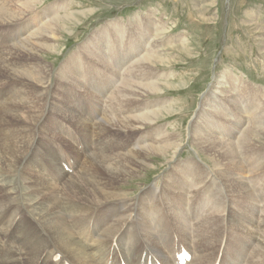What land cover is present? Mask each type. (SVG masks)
<instances>
[{"label": "bare ground", "instance_id": "bare-ground-1", "mask_svg": "<svg viewBox=\"0 0 264 264\" xmlns=\"http://www.w3.org/2000/svg\"><path fill=\"white\" fill-rule=\"evenodd\" d=\"M11 1L4 6L0 3V82H3L0 85V264H157L158 256L163 264H175L163 250L168 246L166 238L175 236L176 229L180 231L178 237L193 251L190 264H218L219 255L217 258L216 255L219 252L221 258L224 254L227 231L221 223L227 216L226 203L234 197L242 198L243 205L258 213L255 217L258 226H251L256 237L240 238L248 228L233 237L238 241L233 240L230 249L239 264L245 263L247 252L249 264H264V148L251 147H257L256 142H264L261 87L240 77L226 78L225 82L217 80L219 86L215 90L221 95L220 99L227 100L236 118L228 120L239 125L236 128L230 122L233 127V133H230L236 134L237 140L245 136L239 142L242 157H238L231 141L223 139L220 131L218 135L217 130L212 129L220 121L227 120L222 118L224 110L220 107L217 106V112L211 114L215 122H209L206 119L208 114L201 111V123L194 129L195 146H200L198 151L208 155V161L214 163L234 160L246 166L253 178L251 186L246 183L247 177L240 179L233 172L227 173V177L195 170L189 177L192 161L187 160V164L178 170L180 178L165 181L167 188L160 191L161 198L157 189L152 188V199L145 200L143 196L136 201L137 205H132L118 190L119 180L123 183L125 177L135 176L152 154L169 156V162L174 163V154L181 147L171 130L164 131L153 122H150L153 125L150 138L136 135L148 121H153L151 113L159 106L154 103L149 110L141 101L163 90L162 76L154 69L164 61V56L160 55L163 51L159 50L163 40L159 35L167 30L165 22L150 11L143 22L138 19L129 24L130 27L117 21L91 33L85 41L90 43L84 49L91 58L83 61L68 56L60 73L66 72L71 77L72 72L80 71L78 82L83 81L85 86L92 82L91 87L100 93L106 87L112 90L101 95L104 100H95L87 108L80 102L71 105L64 101L56 109L49 104L47 110L45 91L50 88L52 74L48 71L32 74L24 64L28 58L35 59L44 52L45 42L53 41L63 32L71 18L66 11L70 7L67 4L49 12L40 26L31 31L29 27H17L18 21L37 12L41 0H26L18 5V16L9 13ZM216 3L218 0H210L198 6L197 14L202 21H215L208 14ZM252 11H257L258 18L263 16V12ZM28 32L30 35L24 38ZM174 43L172 48L188 53L186 39L178 38ZM238 44L243 46L240 42ZM98 64L104 65L103 70ZM108 69L112 75L105 72L94 76L96 72ZM98 77L105 78L106 87ZM226 82L233 93L224 88ZM10 83L19 85L13 89L12 95L1 90ZM64 83L71 87L67 79ZM54 112L59 114L60 121L67 122L74 133L84 139V149L92 151L89 156L81 157L84 167L73 171L75 178L70 173L73 166L63 161L66 159L63 148L69 147L67 140L56 137L60 140L58 145L48 147L38 133L44 115ZM44 120L43 129L47 119ZM206 123L209 132L203 128ZM59 130L57 128L56 132ZM56 132L53 134L57 136ZM95 137L99 142L92 144ZM85 138L90 142L87 143ZM250 139H253L251 144ZM69 151L74 156V149ZM35 153L42 154L44 160L46 158L49 170L60 180L59 183L37 173L34 167L28 172L24 170ZM69 167L71 170L67 172ZM208 181L227 190L224 209H220L215 195L211 194L214 187L208 185ZM254 185L256 190H253ZM161 200L163 204L159 202ZM88 207H94L91 209L99 211L101 216L94 223L88 222L87 216L92 212ZM107 207L112 209V214H100ZM193 208L192 213H188ZM259 234L262 235L258 237ZM9 240H14L12 245Z\"/></svg>", "mask_w": 264, "mask_h": 264}, {"label": "rangeland", "instance_id": "rangeland-1", "mask_svg": "<svg viewBox=\"0 0 264 264\" xmlns=\"http://www.w3.org/2000/svg\"><path fill=\"white\" fill-rule=\"evenodd\" d=\"M9 1L10 0H0V3L2 2V6H4ZM25 1L26 0H12L9 13L11 12L15 16H18L17 6ZM208 1L210 0H41L40 11L34 12V14L27 17L24 21H18L17 27H29L31 31H33L40 26L45 16L50 15L49 12L60 9L67 4L70 7L69 10H66L71 16L68 24L65 25L67 29L64 28L63 32L57 34L53 41L45 42L44 52L36 55L35 59L28 58L24 64L25 68L29 69L32 74L37 75L38 72L42 71H48L52 74L50 88H47L45 91L47 92L46 96L48 99L47 110L49 104L56 109L59 104L65 103L64 101L69 102L71 105L80 102L87 108L95 100L99 102L104 100L105 97L101 95L104 92L107 93L112 90L106 87L107 83L104 81V77L97 78L103 81L102 84L106 87V90L100 93L91 87L92 82L90 83L91 85L85 86L83 81H77L78 77L81 76L80 71L72 72L73 74H71V77L68 76L66 72H63L64 74L60 73L62 66L67 62L70 56L83 61H87L91 58L86 55L84 51L85 47L90 43L89 41L87 43L85 41L91 33L102 28L104 25L117 21L122 22L124 26L130 27L129 24L138 19L143 22L145 16L150 11L156 14L159 20L165 22L167 30L161 33V36L159 35L163 40L159 50L163 51L160 55L164 56V61L154 69L156 74L160 73L162 76L161 88L163 90L156 93V96H150L141 101V104H146L149 110L154 103L159 106L151 113L150 117L153 121H148V124L143 127V130L137 131L136 135H147V137L150 138L153 135L152 129H150L153 125L150 124V122H153L155 123L154 125L158 124V128H163L164 131L165 129L171 130L176 136V143L181 147L174 154L176 155L173 160L174 163L169 162V156L161 157L152 154L146 161L147 164L143 166L135 176L130 179L128 176L125 177L126 179L123 183L119 180L120 184H117L118 190L124 193L123 196L126 197L127 201L132 205H137L136 201H138L140 197L143 198V196L146 198L145 200L152 199L150 193L152 188L157 189L160 197V191L162 190L163 192L166 190L165 188H167V184L164 185L165 181H167V179L176 180V178H180L178 170L182 169V167L187 164V160L188 162L192 161L191 172L188 174L189 177L195 170L213 173L215 176H222L233 172L236 173L240 179L247 177L245 179L246 183L251 186V180L253 178L250 177V171L246 166L238 164L234 160L233 162H228V160L222 159L224 161L217 160L216 163L208 161L209 156L202 155V153L199 152L200 146H195L194 129L201 123V111L208 114L206 119L209 122H215L216 119L213 120L214 116L211 114L217 112V106L220 107V110H224V116L222 118L227 120L224 122L220 121V123L212 129H215L213 131L217 130L218 135L221 133L223 139H228L232 142L234 151L237 153L238 157L243 156V152L239 148V142L242 141L245 136L237 140V135L234 134L235 136H233L231 134L233 133L231 132L233 127L230 122H234L228 119L235 120V115L234 113L232 114L227 100L225 101L224 98H222L224 100L220 99L221 95H219V92L216 91L215 88L219 86L217 80L225 82L226 78L239 79L240 77L248 83H256L261 87L264 104V0H218V4L216 3L211 6L215 7L212 8V11L208 14V17L215 18L213 22L210 20L202 21L197 14L198 6L201 5L202 2L207 3ZM253 9L258 10V12H263V16L258 18L256 16L257 11H252ZM251 24L253 25L252 27ZM30 32L26 33L24 38L28 37ZM5 33L7 34L8 32ZM131 36L128 38V41H130ZM178 38L186 39L189 46L188 53L171 47L172 45H178V43H174ZM150 39H153V35H151ZM239 42L243 46H240L238 44ZM121 54L125 56L123 51H121ZM98 67L100 70H103L104 65L100 66L98 64ZM69 68H71V66ZM105 72L107 74L112 73L111 69H108L107 71L96 72L94 76ZM64 79L70 82V88L66 87ZM115 82L114 80V84ZM0 85H3L2 81ZM18 86L19 85L16 83H10L4 86L6 89L1 90H7L8 93L12 95L13 89ZM225 87L230 90L232 89L227 82L225 83L224 88ZM233 91L234 90H231L232 93ZM212 98L216 100H212ZM241 104H243V102ZM50 110L54 111L51 107ZM208 112L211 113L209 114ZM48 115L49 114L44 115V119H47L45 128L43 129L41 126L45 121L43 119V122L39 124L38 133L43 137L44 143H48V147L49 145H58L60 140H56V137L61 136L67 140L69 147L66 145V147L63 148L66 152L65 160L67 162L69 161L70 164H72L71 166L74 165L73 170H71L70 167L69 169L72 171L71 177L75 178L76 173H73V171L78 167H84L81 157L89 156L92 151L90 150L88 152L84 149V139L75 134V130H73L67 122L60 121L59 114H55L54 112ZM228 123L229 126H227ZM207 124L208 123H206L203 128L209 132L210 128ZM234 124L236 128L239 126L236 123ZM57 128L60 129L59 132H56ZM218 131H220V133ZM53 132H56L57 136L54 135ZM85 139L87 143H89L91 137L90 139ZM252 140L253 139L248 140L249 144L253 142ZM95 142H99V138L95 137L92 144ZM256 144L257 147L252 145L251 147L253 149L264 148L263 141L256 142ZM68 148L74 149V156L69 153L70 151ZM42 159L44 160L42 154H33L24 170L28 172L34 167L37 173L47 176V178L59 183L60 180L49 170L47 161H45L46 158L44 161ZM226 176L228 177V175ZM51 177H54V179ZM208 185L214 187L211 194L215 195L216 201L219 206H221L220 209H224V200L226 199L227 190L219 186L215 187V184L211 181H208ZM256 189L254 185L253 190ZM59 197L62 198V195H59ZM159 202L162 204L164 203L162 200ZM226 206L227 216L223 219L224 222L221 223V226L227 228L226 234L228 235H224L226 238L223 250L224 254L223 256L221 255V258L219 252L217 255L215 253L214 256L216 255L217 258L219 255L218 264H239L233 255V251L230 249L233 240L234 242L238 241L235 240L236 238L233 239V237L237 234H241L244 229L247 228L249 230L240 238L256 237L257 235L253 233L251 226H258V221L255 219L258 213L252 211L250 206L243 205L242 198L234 197L229 199ZM237 207L239 209L238 211ZM91 208L94 207H88V210L92 212L87 216V219L88 222L91 221L94 223L96 221L95 219L101 218V216L98 214L99 211H94ZM107 208H103L104 210L100 211V214L107 215L109 212L112 214V209ZM194 209L195 208L191 209L188 213H192ZM67 217L68 216H66V218ZM260 217L261 215L259 219ZM107 219H109V217H107ZM89 231L91 233V227H89ZM176 233L175 236H168V238H166L168 246L163 251L168 253V257H170L171 261L175 264H179V262L177 263V255L179 254L180 258L183 259L185 253L190 254L192 258L190 262H192L194 258L192 255L193 251L187 247L183 239L178 237V234H180L178 229H176ZM261 235L259 234L258 237ZM4 242L7 243V239H4ZM8 242L12 245L14 240H9ZM108 245H111V242H109ZM245 259V263L243 264H249L250 258L248 252L246 253ZM158 262L163 264L159 256ZM190 262H188V264H190Z\"/></svg>", "mask_w": 264, "mask_h": 264}]
</instances>
